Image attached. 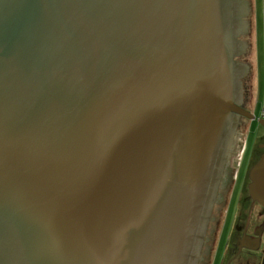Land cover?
Segmentation results:
<instances>
[{
	"label": "water",
	"instance_id": "95a60500",
	"mask_svg": "<svg viewBox=\"0 0 264 264\" xmlns=\"http://www.w3.org/2000/svg\"><path fill=\"white\" fill-rule=\"evenodd\" d=\"M249 12L0 0V264H199L239 116L264 126Z\"/></svg>",
	"mask_w": 264,
	"mask_h": 264
},
{
	"label": "flooded vegetation",
	"instance_id": "af4514ba",
	"mask_svg": "<svg viewBox=\"0 0 264 264\" xmlns=\"http://www.w3.org/2000/svg\"><path fill=\"white\" fill-rule=\"evenodd\" d=\"M251 102L252 98L245 92L242 106L256 113V105ZM253 122L259 124V127L263 126L257 119L251 121L239 116L237 133L233 137L223 173L224 181L220 184L219 199L215 203L214 212L219 211L210 221L208 239L204 243L209 246L206 264H252L256 261L255 264H264V205L252 192L256 184L251 177L253 166L264 152L253 164L252 156L247 158L248 153L246 157L243 154L239 167L234 164L237 151L243 143L246 148L247 131ZM243 125L246 127L244 134L240 132ZM200 261L205 262V259Z\"/></svg>",
	"mask_w": 264,
	"mask_h": 264
},
{
	"label": "rangeland",
	"instance_id": "374dc122",
	"mask_svg": "<svg viewBox=\"0 0 264 264\" xmlns=\"http://www.w3.org/2000/svg\"><path fill=\"white\" fill-rule=\"evenodd\" d=\"M249 1L251 2V0H248V2ZM248 21H249V17H248ZM248 43H249V33H248ZM251 64L252 63H251V58H250V43H249V67H250L249 70L250 71L248 73V79H247L245 92H247V96H249V97H251L252 93H253V99L255 100V105H256L255 112H256L257 118H260V117H264V115H263L264 100H263L262 93L259 90L261 87V84H258L256 79L254 81V92H252L253 72L251 70L252 69ZM257 90L260 93L257 92ZM253 123H254L253 126L250 127L247 131L246 148H245V152H244L245 157L247 155L246 153H248L247 158H249V156H252V162H251L252 164L255 161L257 162L259 160L260 155L264 152V126L259 127V124L256 125L257 124L256 122H253ZM244 124H247V122H244ZM245 131H246V127H245V125H243V127L240 129V132L244 134ZM215 207L216 206H214V209H215ZM214 209H213V213H212V219H213V216L217 215V212L219 211V210H217L216 212H214ZM208 248H209L208 245L203 246L202 253H201V259L204 258L205 262L199 261V264H206L207 263V260L209 258ZM256 262H252V264H255Z\"/></svg>",
	"mask_w": 264,
	"mask_h": 264
},
{
	"label": "crops",
	"instance_id": "0c3cea01",
	"mask_svg": "<svg viewBox=\"0 0 264 264\" xmlns=\"http://www.w3.org/2000/svg\"><path fill=\"white\" fill-rule=\"evenodd\" d=\"M248 17L251 70L253 72L252 92H254V81L256 79L257 83L261 84L260 89H258L264 100V0H251ZM257 92L259 91L257 90ZM251 98V103H255L253 93Z\"/></svg>",
	"mask_w": 264,
	"mask_h": 264
},
{
	"label": "built area",
	"instance_id": "2783aa9c",
	"mask_svg": "<svg viewBox=\"0 0 264 264\" xmlns=\"http://www.w3.org/2000/svg\"><path fill=\"white\" fill-rule=\"evenodd\" d=\"M263 115H264V112H263ZM244 150H245V144L243 143L241 145L240 149H238L237 154H236L235 159H234V164L236 167H239V165H240V162H241L243 154H244Z\"/></svg>",
	"mask_w": 264,
	"mask_h": 264
}]
</instances>
